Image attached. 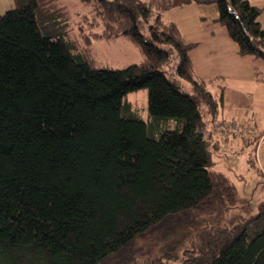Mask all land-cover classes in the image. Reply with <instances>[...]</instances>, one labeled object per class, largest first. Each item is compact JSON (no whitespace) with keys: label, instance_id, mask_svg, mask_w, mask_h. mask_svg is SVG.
Instances as JSON below:
<instances>
[{"label":"trees","instance_id":"1","mask_svg":"<svg viewBox=\"0 0 264 264\" xmlns=\"http://www.w3.org/2000/svg\"><path fill=\"white\" fill-rule=\"evenodd\" d=\"M15 2L0 15V264H264V196L256 212L227 219L240 197L217 167L215 77L197 75L189 54L196 43L163 17L214 3L238 53L264 61L262 7ZM119 36L141 61L96 67L93 37ZM140 89L146 108L129 98ZM242 132L243 146L259 143ZM138 238L154 239L158 260L145 257Z\"/></svg>","mask_w":264,"mask_h":264},{"label":"rangeland","instance_id":"2","mask_svg":"<svg viewBox=\"0 0 264 264\" xmlns=\"http://www.w3.org/2000/svg\"><path fill=\"white\" fill-rule=\"evenodd\" d=\"M250 2L262 7L259 20L264 26V0H250ZM187 5L189 4L176 6L163 13V17L166 20H175L181 32L182 30L184 32L192 31L199 27L202 20H204H201L202 13H207L210 16L212 14L210 8L204 12L199 8H195L199 6L196 3L191 4V6ZM211 5L217 7L214 3ZM72 6L76 11L86 12L89 10V6H83L79 3ZM3 8L5 6L1 5L0 10ZM8 9H4L3 12ZM93 12H87L90 16L89 21H92L91 16ZM196 18L198 19L196 20ZM220 26L227 31L225 25L221 23ZM92 27L94 31L100 32L103 29V22L99 20ZM91 53L95 66L98 68H124L130 64L140 62L142 59L139 49L125 36L116 38L93 37ZM213 70H215V66L210 72L212 73ZM214 75L216 76L217 74ZM253 80L251 83L239 85V83L235 80L232 81L227 76L223 80L220 76H216L208 84L209 90L216 97H219L220 102V113L216 123L210 128L213 131V136L216 137L213 141L216 142L214 144L215 153L219 154L216 156L217 167L224 170L237 185L240 197L239 202L236 204L238 206L230 211L227 219H235V216H238V214L246 215L256 212L257 206L264 196V77L261 79L256 77ZM240 90H243V93H240ZM129 98L138 106L146 108V89L129 93ZM202 108L206 109L204 104H202ZM234 122L236 124L238 122L243 127L244 125L251 127L253 131L245 133L253 137L260 136L259 143H248L246 146H243L246 143L242 138L244 132L236 134L229 128L231 124L235 126ZM229 134H233V136ZM248 135L246 136L249 138ZM250 139L252 140V138ZM249 158L255 159V162L252 163V161H249ZM206 218L207 216H204L202 220L206 221ZM200 226H204V224L201 223ZM190 238L187 244L193 242L195 236H190ZM135 244L143 248L147 259L158 260L156 255L159 254L158 250L156 251V242H154L153 238L151 240L138 238ZM155 251L156 253L149 258V255Z\"/></svg>","mask_w":264,"mask_h":264},{"label":"crops","instance_id":"3","mask_svg":"<svg viewBox=\"0 0 264 264\" xmlns=\"http://www.w3.org/2000/svg\"><path fill=\"white\" fill-rule=\"evenodd\" d=\"M191 4L194 3H189L187 6H191ZM196 4L199 6L195 8L204 12L208 8L212 10L211 16L202 13L201 20H204L195 30L187 32L182 30L181 32L188 42L196 43L189 54L197 75L202 79H210L215 76L214 74H217L216 76H220L222 80L227 76L239 85H245V83L254 81L257 71L264 73L263 60L249 55L242 56L238 53L237 44L217 20L219 16L217 7L211 4ZM1 5L5 8L0 10V15L4 13V9L16 6V2L15 0H0ZM173 21L175 22V20ZM214 66L215 70L211 73ZM240 93H243V90H240Z\"/></svg>","mask_w":264,"mask_h":264},{"label":"built area","instance_id":"4","mask_svg":"<svg viewBox=\"0 0 264 264\" xmlns=\"http://www.w3.org/2000/svg\"><path fill=\"white\" fill-rule=\"evenodd\" d=\"M231 128V127H230ZM232 130L236 133V134H239L241 133L242 131H245V132H252V128L251 127H248V125H244L241 126V125H238V124H235V126L232 127Z\"/></svg>","mask_w":264,"mask_h":264}]
</instances>
